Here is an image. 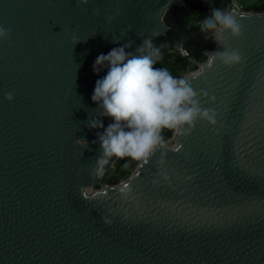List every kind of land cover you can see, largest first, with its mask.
I'll use <instances>...</instances> for the list:
<instances>
[{"label": "water", "instance_id": "water-1", "mask_svg": "<svg viewBox=\"0 0 264 264\" xmlns=\"http://www.w3.org/2000/svg\"><path fill=\"white\" fill-rule=\"evenodd\" d=\"M186 5L0 0L12 30L0 42V264H264V12L229 11L243 35L227 46L243 64L201 73L196 62L184 75L217 123L173 134L129 177L102 182L117 160L102 158L104 129L87 126L106 117L91 97L107 69L94 62L129 41L141 54Z\"/></svg>", "mask_w": 264, "mask_h": 264}, {"label": "clouds", "instance_id": "clouds-1", "mask_svg": "<svg viewBox=\"0 0 264 264\" xmlns=\"http://www.w3.org/2000/svg\"><path fill=\"white\" fill-rule=\"evenodd\" d=\"M11 31L0 25V42L9 39ZM201 31L210 33L223 47L222 51L205 52L207 60L201 73L213 68L217 62L226 67L244 63L243 54L227 46L228 37L240 39L243 35V25L235 14L212 8L210 15L201 22ZM112 39L115 43L120 40L119 37ZM79 41L76 39L75 44ZM131 47L129 41L97 56L93 70L97 73L103 69L107 71L96 81L91 99L112 122L105 127L102 121L93 118L87 126L104 129L97 133L102 158L130 157L147 163L155 151L166 145L163 130H172L176 137L187 136L199 121L214 126L218 113L201 107L199 95L207 93L198 94L190 78H178L167 68L155 67L159 49L152 45L150 38H144L137 48V53L141 54L129 52ZM4 98L14 101V92H5ZM76 142L80 148L87 147L86 140ZM181 147L176 145L173 150L179 151Z\"/></svg>", "mask_w": 264, "mask_h": 264}, {"label": "trees", "instance_id": "trees-1", "mask_svg": "<svg viewBox=\"0 0 264 264\" xmlns=\"http://www.w3.org/2000/svg\"><path fill=\"white\" fill-rule=\"evenodd\" d=\"M231 3V0H212V1H200V0H187V5L184 8H174L170 10L165 18V21L169 25L170 32L167 36L160 38L153 44L154 47L159 49V56L157 57L155 67L167 68L170 73L178 78H182V74L197 69L196 62H206L207 56L203 49H199L194 46L192 41L193 37L190 35V31L196 27L192 26L193 21H202L204 17L210 15V9L219 8L226 11ZM261 7L258 12H264V0L261 1ZM213 41V51L216 48V43L213 40V36L210 38ZM182 46L187 52L188 57L184 58L179 55L178 48ZM104 126L106 127L112 122L110 117H105ZM173 131L169 129L163 130V137L165 142L173 137ZM116 161V160H115ZM134 162V165L132 164ZM138 164V161L130 157L118 158L115 171H111L105 178V181L109 184H113V180L125 179L129 177L133 168Z\"/></svg>", "mask_w": 264, "mask_h": 264}, {"label": "rangeland", "instance_id": "rangeland-1", "mask_svg": "<svg viewBox=\"0 0 264 264\" xmlns=\"http://www.w3.org/2000/svg\"><path fill=\"white\" fill-rule=\"evenodd\" d=\"M261 1L262 0H254V1H251V0H231V3H230V5L226 11L229 12L232 8L231 5L234 4L235 7L237 6L236 8L240 11L258 12V9L261 7V4H262ZM201 22L202 21H200V22L193 21V23H192V26L196 27L190 31V35L193 37L192 41L194 43V46L199 48V49H203L204 51H213L211 49L214 46L213 41L210 40L212 35L208 32L201 31ZM190 72H192V71H190ZM187 73H189V72H187ZM132 164L134 165V162H132ZM116 165H117V163L109 166V168L107 169V173H106L104 179L102 180L103 183L109 184L105 181V178L107 176H109L111 171H115ZM137 165L133 168V172L136 169ZM111 175H115L117 177V175L115 173L110 174V176ZM122 180H124V179L113 180L114 181L113 184H110V185L118 184Z\"/></svg>", "mask_w": 264, "mask_h": 264}, {"label": "built area", "instance_id": "built-area-1", "mask_svg": "<svg viewBox=\"0 0 264 264\" xmlns=\"http://www.w3.org/2000/svg\"><path fill=\"white\" fill-rule=\"evenodd\" d=\"M251 1H254V0H251ZM231 7H235V5L234 4H232L231 5ZM237 7V6H236ZM235 7V8H236ZM237 9V8H236ZM238 10V9H237ZM240 11V10H239ZM241 12H243V11H241ZM178 53H179V55L180 56H182V57H184V58H186V57H188V52L182 47V46H180L179 48H178V51H177ZM185 74H187V72L186 73H183V75H182V78H184V75ZM109 160H117V157H115V156H109V158H108Z\"/></svg>", "mask_w": 264, "mask_h": 264}, {"label": "snow or ice", "instance_id": "snow-or-ice-1", "mask_svg": "<svg viewBox=\"0 0 264 264\" xmlns=\"http://www.w3.org/2000/svg\"><path fill=\"white\" fill-rule=\"evenodd\" d=\"M125 187H127V185H125Z\"/></svg>", "mask_w": 264, "mask_h": 264}]
</instances>
